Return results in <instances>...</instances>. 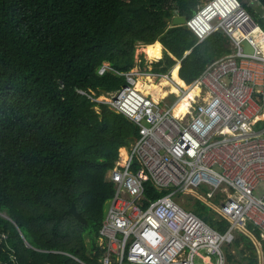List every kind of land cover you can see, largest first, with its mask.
I'll list each match as a JSON object with an SVG mask.
<instances>
[{
  "label": "trees",
  "instance_id": "1",
  "mask_svg": "<svg viewBox=\"0 0 264 264\" xmlns=\"http://www.w3.org/2000/svg\"><path fill=\"white\" fill-rule=\"evenodd\" d=\"M207 1L0 0V264H80L62 253L98 264L99 231L114 195L108 175L138 128L78 91L99 97L121 90L127 77L101 75V68L131 71L138 47L157 42L167 54L155 70L171 72L182 62L180 77L195 82L232 53L231 42L216 32L199 44L171 22L191 20ZM168 193L146 184L151 199ZM73 203L88 224L71 213ZM217 203L197 200L194 213L225 233ZM225 252L229 264H264L251 225Z\"/></svg>",
  "mask_w": 264,
  "mask_h": 264
},
{
  "label": "built area",
  "instance_id": "2",
  "mask_svg": "<svg viewBox=\"0 0 264 264\" xmlns=\"http://www.w3.org/2000/svg\"><path fill=\"white\" fill-rule=\"evenodd\" d=\"M187 25L199 44L223 31L232 47L187 88L170 71L120 72L106 63L100 74L125 75L127 85L99 97L78 91L138 128L129 158L117 160L108 175L114 195L99 231L98 264H196V257L204 264H229L225 249L247 225L264 244V137L255 129L264 115V32L240 0H209ZM242 41L253 54L244 52ZM139 76L155 83L169 78L182 94L172 105L166 103L170 92L155 99L138 89ZM196 87L200 93L191 97ZM189 97L188 114L176 116L178 102ZM149 182L169 193L149 198ZM189 194L194 202L181 204L178 197ZM198 198L218 202L215 210L229 223L225 233L195 215Z\"/></svg>",
  "mask_w": 264,
  "mask_h": 264
},
{
  "label": "bare ground",
  "instance_id": "3",
  "mask_svg": "<svg viewBox=\"0 0 264 264\" xmlns=\"http://www.w3.org/2000/svg\"><path fill=\"white\" fill-rule=\"evenodd\" d=\"M173 25V24H172ZM173 27H187L189 30L190 28L188 27V25L185 26H174ZM191 31V30H190ZM192 32V31H191ZM235 36L240 39L241 36L239 33H236ZM164 50L165 47L163 46L162 43L157 42L154 45H149L144 47L143 52L146 54L147 59L151 62H159L160 60H163L164 58ZM190 54V53H189ZM188 54V55H189ZM181 66H182V62H180L173 70V72H171V77L177 81V83L179 85H181L182 87H188V83L185 82V80H183L179 73L181 70ZM148 81L147 82H142L140 81V79H138L137 81V87L138 89H140L141 91H143L146 94H150L152 93L153 97L155 99H158V97L162 96L165 97L169 94V92L171 93H179V95L182 94V89H180V87L176 84H173L171 80H169V78H164L162 81L155 83L153 82V80L151 78H147ZM168 86V89H165V87ZM200 93V88L196 87L192 90L191 93V97H195L196 95H198ZM186 98V99H181L178 104L176 105L175 108V114L176 116L180 117L182 115H187L189 112V105H190V98ZM124 150H120L119 151V159L118 161L121 162L122 160H127L129 158L130 155V147L128 148H123ZM122 151V152H121Z\"/></svg>",
  "mask_w": 264,
  "mask_h": 264
},
{
  "label": "rangeland",
  "instance_id": "4",
  "mask_svg": "<svg viewBox=\"0 0 264 264\" xmlns=\"http://www.w3.org/2000/svg\"><path fill=\"white\" fill-rule=\"evenodd\" d=\"M240 1H241L243 6H244V4H246L247 8H245V9L252 16L253 20L255 21V23L257 24L259 29L262 32H264V8L260 7V5L257 3L256 0H240ZM171 24H173V23L171 22ZM144 47H146V45H140L138 47L137 54H136V65H135L134 69L140 70V71H145V70H149L150 71L154 67H156V64H158L162 60H160L159 62L151 63L147 59L146 54L143 52ZM166 54H167V51L165 49L164 50V58L163 59L166 58ZM171 72H173V71H171ZM138 79H140V81H142V82H147L148 81V79L146 77L139 76ZM152 80L154 82V79H152ZM156 82H158V81H156ZM178 99H179V96L176 93H172L171 92V94H169V96H168V99H166V103L172 105ZM194 198H195V196H193V194L184 195V196L181 195V196L178 197L179 200L181 199L180 200L181 204H183V201H182V199H183L189 205H191L194 202ZM199 200H201V199L198 198V201ZM193 207H195V206H193ZM191 208H190V210H191ZM192 210H193V208H192ZM237 236H238V233H237L236 237ZM86 238H87V242L89 243L90 242V238L88 236H86ZM232 252H234L235 255H239L238 252H236V251H232ZM260 257L264 259V253L262 255L260 254ZM195 263L196 264H204L202 262V260L199 259L198 257L195 258Z\"/></svg>",
  "mask_w": 264,
  "mask_h": 264
},
{
  "label": "water",
  "instance_id": "5",
  "mask_svg": "<svg viewBox=\"0 0 264 264\" xmlns=\"http://www.w3.org/2000/svg\"><path fill=\"white\" fill-rule=\"evenodd\" d=\"M187 22H188V19L186 17L176 16L173 20V25L174 26H185V25H187ZM219 32L223 33V31H219ZM241 45L244 49V52H246L248 54L254 53V48H252L247 41H242ZM71 213L74 215V217L79 222L84 223V224H88L87 219L84 218V216L78 211L76 203H73V206L71 208ZM5 217L8 218L9 220L13 221L10 217H8V216H5Z\"/></svg>",
  "mask_w": 264,
  "mask_h": 264
},
{
  "label": "crops",
  "instance_id": "6",
  "mask_svg": "<svg viewBox=\"0 0 264 264\" xmlns=\"http://www.w3.org/2000/svg\"><path fill=\"white\" fill-rule=\"evenodd\" d=\"M180 75V73H179ZM186 82V81H185ZM187 83V82H186ZM259 102H261V100H259ZM264 112V110H263ZM255 129L261 133V135H263L264 137V115L260 117V119L258 120Z\"/></svg>",
  "mask_w": 264,
  "mask_h": 264
}]
</instances>
